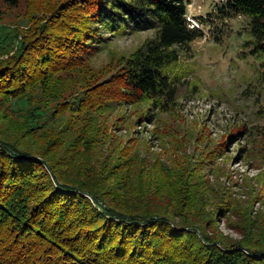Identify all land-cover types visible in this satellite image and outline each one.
Returning a JSON list of instances; mask_svg holds the SVG:
<instances>
[{"label": "trees", "instance_id": "16d2710c", "mask_svg": "<svg viewBox=\"0 0 264 264\" xmlns=\"http://www.w3.org/2000/svg\"><path fill=\"white\" fill-rule=\"evenodd\" d=\"M25 1L19 23L0 17V57L8 55L0 58V99L12 97L15 108L7 115L0 107V264H264V222L238 242L210 234L208 221L189 219L195 210L180 209L181 194L172 198L176 185L180 193L189 185L182 173L159 165L145 181L124 149L100 147L99 121L119 103L175 107L181 53L205 36L186 17L191 0H61L51 11ZM238 14L248 19L251 53L264 54V0H225L216 13ZM126 29L155 33L120 56L115 72L96 69V43ZM64 117L74 123L62 124ZM259 140L264 145V126ZM33 154L53 179L41 161L20 160ZM174 220L202 238L175 231Z\"/></svg>", "mask_w": 264, "mask_h": 264}, {"label": "rangeland", "instance_id": "374dc122", "mask_svg": "<svg viewBox=\"0 0 264 264\" xmlns=\"http://www.w3.org/2000/svg\"><path fill=\"white\" fill-rule=\"evenodd\" d=\"M38 1L49 11L61 2L52 0L53 5L48 7L44 5L48 0ZM221 3L191 0L188 5V14L203 28L205 36L193 40L186 46V52L181 53L173 110L154 111L147 103H119L99 121L104 133L99 137L102 148L111 147L116 152L124 149L132 157L134 172L142 171L147 177L145 181L159 165L176 175L182 173L189 185H184L182 193L181 186L176 185L172 195L176 202L185 198L180 209L195 210L193 214L187 212L189 219L208 221L210 234L215 232L227 241L238 242L249 229L252 234L259 232L264 222V145L259 140L264 126V54L250 51L246 17L239 14L228 20L217 17ZM26 8L25 0H20L17 8L0 1L1 24L19 23ZM198 16L211 23L201 25ZM211 28L219 41L211 34ZM154 33V29L138 33L128 29L121 33L107 31L103 42H97L91 52L90 62L96 69L108 68L113 73L120 56L132 53ZM11 103L12 97L0 99V107L7 115L15 109ZM61 119L62 124L74 123L69 117ZM0 149L5 148L0 144ZM8 154L12 155L10 151ZM32 159L41 161L52 176L38 154L20 158L23 162ZM79 192L102 210L92 196ZM177 220L169 221L175 231H192L202 238L200 230L182 227Z\"/></svg>", "mask_w": 264, "mask_h": 264}, {"label": "built area", "instance_id": "2783aa9c", "mask_svg": "<svg viewBox=\"0 0 264 264\" xmlns=\"http://www.w3.org/2000/svg\"><path fill=\"white\" fill-rule=\"evenodd\" d=\"M220 1L225 2V0H220ZM186 17H187L188 20L191 22V24H190L191 27H193V26H200V25L196 22V20H195L193 17H191V13L188 14V11H187V13H186Z\"/></svg>", "mask_w": 264, "mask_h": 264}]
</instances>
